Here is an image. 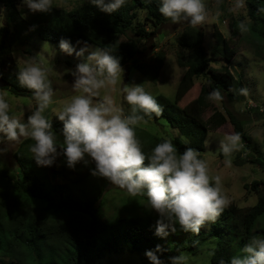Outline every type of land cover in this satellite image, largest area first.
I'll list each match as a JSON object with an SVG mask.
<instances>
[{
  "label": "trees",
  "instance_id": "trees-1",
  "mask_svg": "<svg viewBox=\"0 0 264 264\" xmlns=\"http://www.w3.org/2000/svg\"><path fill=\"white\" fill-rule=\"evenodd\" d=\"M0 3L7 9L6 25L0 27V71L17 94L31 95L32 92L19 85L17 73L21 67L11 62L10 57L14 44L22 41L26 32L35 25L41 39L58 42L66 39L72 45L84 43L107 48L120 60L121 67L133 63L132 67L147 79L157 81L164 64V52H158L155 63L151 65H144L136 59L141 51L140 41L153 36L169 20L160 14L158 0H127L119 11L111 14L85 2L71 10L54 8L51 13H38L30 20L19 7L21 0H0ZM246 3L254 20L251 26L254 36L264 41V0H246ZM140 10L147 11L143 20L139 16ZM147 25L154 29L148 31ZM239 35L240 31L234 23L229 37L216 29L210 52L205 46L201 26L188 25L177 35L176 40L181 47L177 62L185 71L178 82L174 99L157 95V102L163 111L159 116L153 113L144 119L177 130L178 135L172 139L178 152L191 147L198 149L202 158L208 132L220 128L228 120L233 124L235 133H240L241 139H244L246 145L243 148H249L251 137L245 130V122L235 113H224L214 108L212 114L204 118L209 93L214 90L221 92V100L224 97L232 103L245 100L246 93L240 91L244 89L243 81L236 78L231 70ZM219 58H224L226 64L218 67L210 65L212 59ZM200 77H205L208 85H201L198 95L182 106L181 102ZM136 114L143 115L142 112ZM126 115L133 113L127 112ZM52 124L53 131L63 135V122L52 120ZM136 132L143 151L149 155L157 143L168 137L152 134L141 127ZM32 144L34 141L25 138L15 153L19 163L17 172L0 164L2 263L12 259L15 264H100L107 253L123 249L156 250L157 245L161 253L171 257L181 249L195 254L201 243L210 241L213 243L211 263L230 264L233 256L244 255L241 250L254 237L258 239L262 236L264 239V229L256 230L264 219V186L259 190L255 204L248 207L228 205L214 223L206 222L207 231L200 230L199 234H195L184 231L177 224L175 232L169 231L167 237L160 238L154 234L158 216L151 215L147 210L144 215L136 213L135 209L128 213L131 206L124 201L111 218L104 219L106 184L101 189H95L91 196L87 195L85 200L81 197L85 196L83 191L81 195L72 192L73 188H78L77 192H80L93 175L95 165L90 158L86 157L88 165L77 164L75 169L67 167L63 156L52 167L38 166L30 151ZM251 161L264 165L262 156H256ZM51 175L60 177L61 182L52 181ZM253 184L264 185V180L254 181ZM142 198L147 201L145 196ZM171 237L178 239L174 246L170 244Z\"/></svg>",
  "mask_w": 264,
  "mask_h": 264
},
{
  "label": "clouds",
  "instance_id": "clouds-1",
  "mask_svg": "<svg viewBox=\"0 0 264 264\" xmlns=\"http://www.w3.org/2000/svg\"><path fill=\"white\" fill-rule=\"evenodd\" d=\"M88 2L111 14L119 11L127 0ZM21 4L31 13H51L54 9V0H21ZM158 4L160 14L173 24L188 22L197 27L207 19L205 0H158ZM237 6L242 7L243 0H237ZM240 28L243 30L245 25L241 23ZM59 49L81 60L74 71L67 70L75 78L72 86L79 94L65 102L55 116L63 122V141L58 140L48 116L55 95L50 69L44 57L38 55L26 58L17 73L19 85L32 92L35 110L22 121L12 112L5 95L0 94V142L30 138L34 141L30 146L33 158L43 167H52L63 156L67 167L75 169L77 164L88 165L86 157L90 158L95 165L94 176L105 178L131 197L147 198L148 207L158 215L154 234L160 238L167 237L169 231L175 232L177 224L184 231L199 234L206 222L214 223L230 201L222 192L221 177L210 175L199 150L186 147L182 153L178 152L173 139L164 137L150 155L143 151L136 129L147 124L145 116L161 114L163 109L157 99L142 85H124V100L131 106L133 115H125L109 95L94 100L101 95V90L119 88L123 75L120 60L109 49L101 47L85 58L87 48L77 50L66 39L60 40ZM209 98L219 101L221 92L214 90ZM138 112L143 115H137ZM243 147L238 132L226 135L221 141L220 150L229 166L232 154ZM160 251L157 245L155 251L145 253L150 264H164L156 255ZM241 251L244 255L233 256L230 264H264V239L254 237ZM169 260L170 264H187L184 256Z\"/></svg>",
  "mask_w": 264,
  "mask_h": 264
},
{
  "label": "rangeland",
  "instance_id": "rangeland-1",
  "mask_svg": "<svg viewBox=\"0 0 264 264\" xmlns=\"http://www.w3.org/2000/svg\"><path fill=\"white\" fill-rule=\"evenodd\" d=\"M88 2V0H54L53 7L65 10H71L81 4ZM24 16L30 20L38 15L31 13L26 6L20 5ZM205 7L207 11V19L203 25H200L204 30L205 46L208 51L214 43L213 34L216 29L220 30L226 37L231 35L232 24H237L240 35L236 40L237 54L231 63V70L236 78L243 81L244 89L246 90L245 100L241 102L232 103L224 97L223 100L209 99L208 106L204 111V118L207 119L214 108L226 113L231 111L235 113L240 119L245 122V130L251 137L248 143L249 148H242L240 151L234 152L231 156V166L226 163V158L220 150V143L224 140L226 135L235 133L234 126L228 120L223 126L216 130L209 131L205 140V151L202 154L209 167L210 175L221 177V189L230 201V204H235L239 207H248L258 201L259 190L263 188V184H253L254 181L264 180V165L252 162L256 156L264 158V41L256 38L252 31V23L254 20L249 15V5L246 0H243V6H237V0H205ZM0 24L6 25V7L0 3ZM147 15L146 10H140L139 16L143 20ZM243 23L245 28L242 30L240 24ZM188 22H181L173 24L170 19L162 24L157 32L148 39L140 41L139 46L141 51L137 55V62L144 65H151L155 63V57L158 52L162 51L165 54L164 64L158 74L156 82H152L142 75L138 70L132 67L133 63L123 66L122 83L117 90H101V95L94 97V100H100L105 95H109L113 101L123 109L124 114L132 112V108L124 100L122 88L124 85H142L147 92L155 98L157 95L162 94L166 98L173 100L176 88L180 78L182 77L185 68L181 67L177 62L178 52L181 47L177 43V35L185 29ZM30 28L22 41L14 44L13 54L10 57L11 62H15L19 67H22L24 61L28 57L43 56L47 66L50 69L49 78L52 81L54 89V104L48 111L50 120H58L56 113L63 107L64 103L69 101L71 97L79 94L73 88L74 77L69 69L75 70L76 65L81 62L73 54L69 56L59 49V42L52 40H44L38 36L37 25ZM148 31L154 28L146 26ZM133 35V33L131 32ZM77 50L80 48H87L85 58L87 55L94 51L98 46L94 44H75L73 45ZM39 58V57H37ZM226 64L224 58L212 59L211 66L218 67ZM6 68V67H5ZM208 85L205 77H200L195 80V84L181 105H185L189 100L194 99L201 88V85ZM0 94H4L5 98L9 101L12 112L22 121H26L27 116L31 111L35 110V101L31 95H21L15 93L10 86L0 87ZM144 130L152 134H161L170 138L178 135L177 130L169 127L162 126L155 122H147L143 127ZM61 142L64 137L61 134L54 132ZM25 138H21L19 142L7 141L0 142V149L5 151L0 152V164L7 166L13 172L19 170V163L15 157L21 142ZM243 145L246 143L241 139ZM51 180L56 183L61 182L60 177H53ZM105 185L106 199L104 205V219H109L113 216V212L119 210L123 206L122 202L129 203L131 213L135 209L136 213L144 215L147 210L151 215L157 213L148 207L147 201L142 196L131 197L129 194L119 187L110 184L103 177L92 175L88 182L84 184L80 192L78 188H73L72 192L76 195L84 192L85 196H81L83 200L88 199L95 189L103 188ZM101 186V187H100ZM78 197H80L78 195ZM125 204V205H126ZM135 207V208H134ZM123 212V211H122ZM125 213V212H124ZM158 216V215H157ZM264 229V219L257 225L256 230ZM200 230L207 231L208 224L201 227ZM258 239H263L260 236ZM170 244L175 245L178 241L176 238H169ZM211 244L210 241H205L199 246V251L195 254L191 253L188 249H181L171 257L184 256L187 258V264H212L211 263ZM149 250H127L123 249L119 252L107 253L100 260V264H150L145 253ZM155 251V250H152ZM156 255L164 261V264H170L168 256L161 252ZM0 264H15L12 259H7Z\"/></svg>",
  "mask_w": 264,
  "mask_h": 264
},
{
  "label": "water",
  "instance_id": "water-1",
  "mask_svg": "<svg viewBox=\"0 0 264 264\" xmlns=\"http://www.w3.org/2000/svg\"><path fill=\"white\" fill-rule=\"evenodd\" d=\"M8 86H10V82L2 76L0 71V87H8Z\"/></svg>",
  "mask_w": 264,
  "mask_h": 264
}]
</instances>
